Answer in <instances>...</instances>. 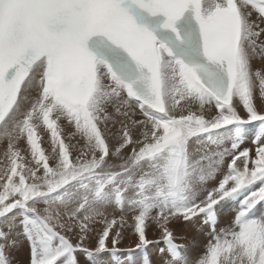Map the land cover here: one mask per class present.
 <instances>
[{
    "label": "snow or ice",
    "instance_id": "obj_1",
    "mask_svg": "<svg viewBox=\"0 0 264 264\" xmlns=\"http://www.w3.org/2000/svg\"><path fill=\"white\" fill-rule=\"evenodd\" d=\"M261 206L264 0H0V264H264Z\"/></svg>",
    "mask_w": 264,
    "mask_h": 264
},
{
    "label": "bare ground",
    "instance_id": "obj_2",
    "mask_svg": "<svg viewBox=\"0 0 264 264\" xmlns=\"http://www.w3.org/2000/svg\"><path fill=\"white\" fill-rule=\"evenodd\" d=\"M243 114V113H242ZM195 147V146H194ZM237 202H232L230 204L224 205L222 208L218 209V217L220 220V224L218 226H223L226 220H230L234 217V212L232 211L235 208ZM264 209V206H261ZM261 209H258V211ZM131 213H129L130 215ZM200 221H197V225ZM183 232L188 235L190 241H195L194 246L190 250V256L192 258H196L203 250V245L206 243L207 239V229L204 232H199L194 225H180L178 226V234ZM149 238H153L151 233L149 232ZM130 246H134V241L130 239H126L120 247L123 249H127ZM201 251V252H200ZM200 252V253H199ZM12 258L14 260V264H28L29 259V249L27 245V241L23 238H20V245L17 249L13 250L11 253ZM79 259L81 260V264H87V261L84 259L82 253L77 254ZM141 258V254H133L129 256L127 252L120 253V259L123 264H138ZM97 259L101 262V264H110L111 256L108 253H105Z\"/></svg>",
    "mask_w": 264,
    "mask_h": 264
},
{
    "label": "rangeland",
    "instance_id": "obj_3",
    "mask_svg": "<svg viewBox=\"0 0 264 264\" xmlns=\"http://www.w3.org/2000/svg\"><path fill=\"white\" fill-rule=\"evenodd\" d=\"M202 245H204V244H202ZM202 251H203V250H202ZM200 252H201V251H200ZM200 252H199V253H200ZM201 253H202V252H201ZM201 253H200V254H201Z\"/></svg>",
    "mask_w": 264,
    "mask_h": 264
},
{
    "label": "crops",
    "instance_id": "obj_4",
    "mask_svg": "<svg viewBox=\"0 0 264 264\" xmlns=\"http://www.w3.org/2000/svg\"><path fill=\"white\" fill-rule=\"evenodd\" d=\"M105 254V253H104Z\"/></svg>",
    "mask_w": 264,
    "mask_h": 264
}]
</instances>
